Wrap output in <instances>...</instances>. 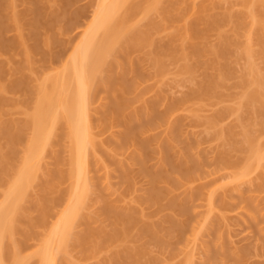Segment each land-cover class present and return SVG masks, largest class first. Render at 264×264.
Returning a JSON list of instances; mask_svg holds the SVG:
<instances>
[{"label":"bare ground","instance_id":"1","mask_svg":"<svg viewBox=\"0 0 264 264\" xmlns=\"http://www.w3.org/2000/svg\"><path fill=\"white\" fill-rule=\"evenodd\" d=\"M17 1L18 0H0V59L4 58L6 60V62L4 61L5 63L0 60V177L8 174L11 178L10 186L3 196L4 200L0 203V264L27 263L28 258L20 255L23 244L18 243V241L16 242L13 237L17 234L19 235L21 231L20 228H18V224L25 221L21 203L26 199L27 191L33 187V184H35L36 175L39 171L38 158L45 152L48 145L54 143L53 140L57 135L56 132H58L57 130H59V127L63 130V132L66 131L65 133H67L65 134V138L68 140L67 149L69 151V156L68 161L66 162L68 170L65 173L62 171L53 172L51 174L50 181L41 186V197L37 205L40 216L38 221L35 223L28 221L30 227H34L35 225L43 227L45 225V218L49 216L53 204L59 201L56 197L52 198L51 196L56 190L57 183L64 176H66L70 186L69 190L65 193V195L67 194L68 203L63 211L60 212L55 224L42 240L38 251L34 253L33 256L37 258V263L58 264V255L66 250L65 247L67 246L69 237L72 236L71 233H73L72 229L74 224L76 222L82 223L85 221L86 216L84 217V214L81 213V211H83L86 207L87 157L90 155V149H92V151H96L97 149L100 150L104 143V140L103 142L97 140L95 141L93 138L95 134H91V116L93 115L90 114V106L95 103V99L99 91H103L108 96L107 99H104L107 102L105 101L102 103L101 100L100 104L103 105L99 107L100 111L97 109L98 112H96L95 110V113H98L97 115L99 117H97V121L96 119L94 120V125L99 126L98 130L104 129L102 132H105V130L107 131L109 127L110 129L114 126L121 128L119 132L117 131V134H112L113 136L116 135L113 138L115 141H111L112 138L110 140L107 139L104 144L111 142L110 144L113 145L112 152L114 155L117 151L120 152L126 148L132 149L128 162L131 161L130 163H132V165H136L137 171L135 170V173L131 172L132 169H129L130 166H132L131 164H128L127 166H123L121 164L123 167L129 166V168L121 169L123 172V181L127 185H130L132 178H134L133 175L136 174V172H139L140 176L147 178V181L149 182L148 185H150L148 192L146 193L147 198L143 199L145 200L144 202L146 205L149 204V206H155L159 211L165 207V209L167 208L179 217L187 216L189 209L191 208L189 207L190 203L203 194V186L201 188L196 187L195 189L190 188L192 190L189 189V194H186L185 197H183V200L179 199L181 201L177 200V196L176 198L172 197L171 194L178 191L177 187H179L183 181L185 182L184 185L191 184L197 177H199L197 176L195 178V175L200 174L203 164L201 160L203 159L199 157L200 159L198 161L197 157L192 155L193 153L191 152V149H193V147L190 144L189 145L192 148H190L187 144L186 146H183L185 149L181 147L183 152L176 151L178 155H174L175 143H177V139L180 138L178 137V134L179 129H181V124L179 123L181 120L179 119V121L175 118L176 122L174 119L172 121L171 116L175 113V110H177L179 106L185 102H190L192 100L194 102L195 100V104L198 103L197 100L200 102L203 98L207 100L208 98L218 99L221 97L218 90L224 87V85L226 86L227 80H230L228 77L232 75V73L229 71V63L228 65L222 64L220 63L222 62L220 59H225L226 55H228L233 41L230 42V38H225V35L221 33L220 34L224 36L221 41L222 43H220L218 47L207 46L203 43V41L206 40L209 32L216 29H218V32H221L220 28L223 27L222 25L224 20H218L214 17H210V15L208 16L206 13L209 9H207L208 7L206 8V5H203V3L200 5L192 3L194 4V7L200 6L199 8L196 7L198 9L192 7L193 5L190 6L191 4H189L190 7L187 8L186 11L188 9L190 11L188 10L187 14L185 11H183V15H181V12H178V14L181 15V21L186 19L188 20L189 17H193L191 18L192 21L190 20L191 22H189L186 20L185 22L187 23H184L181 28L175 29L174 33L172 32L171 35L169 34L170 39L165 46H158L155 44L156 42L155 39H153V36L156 33L163 31L164 28H166L165 25H171L179 18L178 16L176 17L172 14L174 13L175 0L142 1L144 3L139 2V0H97L96 9L91 17L92 19L89 23H87L85 29L82 30L80 38L73 48V54L70 53V59L68 61L66 60L62 64L63 67H61V69L59 68L60 70L58 71L60 72H56V69L54 71L55 73H50L51 75L44 74L46 76L36 78L34 76L35 72H32L34 68L33 66H35L36 63L35 57L37 54L39 55V51L41 54L44 52L46 53L45 50H50L51 47L55 45L56 40L58 39L57 37H59L61 27L58 31L56 27V29L51 31L52 26H54L59 13L63 11V7L68 6L67 4L70 2L67 0H19L25 6V10L24 12H18L16 10ZM43 1H50V4L53 2V8L50 7L52 5L46 2L47 8L50 7V10H53L51 13L46 11L45 14V10L44 12L42 11V7L44 8V6L41 5L45 4ZM218 1L221 2L222 0L212 1L214 2L212 4L216 5L215 3L217 2L218 5ZM236 1H238L237 3L240 4L247 11V13L241 15L239 14L240 16L236 17H227L229 19L227 22L235 20L236 22H234V27L240 31L243 30L245 26H243L242 22L240 23L239 21L250 18L252 25L257 26L258 28L257 32L264 35V0ZM258 6L261 7L259 10ZM186 7H188V5ZM212 7L214 6L212 5ZM67 9L64 10L66 11ZM206 9L208 11H206ZM58 10L59 12L57 13ZM70 12L69 16L72 14ZM157 15L162 18L160 19V22H163V24L156 23V19H153L154 16L157 17ZM64 16L65 15L63 13V17ZM73 18L75 17L73 16ZM180 18L178 20H180ZM64 20L66 19L64 18ZM142 21L145 22L143 23ZM141 22L143 24H141ZM43 29H50L48 31V33H50H43ZM9 30L14 32V36L10 40L6 37V33L9 32ZM250 32L251 30L245 31L247 34ZM258 35L260 37L263 36L260 34ZM259 40V44L262 45V38ZM176 42L180 43L177 44ZM248 45L243 44L242 46H239L241 48L238 50L242 56H247L245 57V60L249 61V63L246 62L247 71L245 76L247 78H245L246 80L243 82L242 80H244V78L241 79L242 83L240 82L244 85L243 88L242 85H240V87L244 89L243 91L245 93L242 92V94H244H241L242 98L240 97L239 106L241 108L244 105L243 107L246 108L244 112L247 113L248 110L250 114L252 113L255 115V120L261 115L258 120L260 121L261 117L264 116V78H260L262 75L258 72V70H255L257 68L253 66L255 65L254 62H251L253 55L250 53L251 48L249 49L250 45ZM149 49L151 51L147 54V60L158 73H162L164 71L166 59H179L184 63L181 70L190 75L193 73L196 66V69L199 66H206L202 60L200 61L199 59H203L202 57L207 56L213 57V59L210 60V64H206L209 68L214 70L215 73H212V75L204 73L205 76H202L199 82L193 80L196 83V85L194 84V87H196L194 89L191 87V91L189 90L187 95L185 97L183 96L184 98H180L181 100L176 99L177 101H173L169 104L172 101L171 100L169 101L168 106L164 104L163 111H160L159 103L161 102L159 101L160 99H157L156 97L155 99H152L153 101L150 100L149 102L144 103L145 105H143V107L136 110V107L132 108V101L129 102L128 95H130V93L135 89V82L137 83V80L135 82L133 80L136 77H133V79L129 77V80L127 78L130 74L135 76L137 73V67L138 69L140 67L138 62L141 61H135L130 57L135 52H142ZM263 49L264 48L262 47V52H264ZM230 50L232 51V49ZM262 52H260V54ZM51 53L48 52L49 55L46 54L47 57L44 54V58L48 59L49 57V59L52 60L50 56L53 55V53ZM14 54L19 57L16 67L15 65L12 67L10 63L15 59H13ZM261 56L263 57V55ZM112 57H116L118 61L111 59ZM53 59L55 58L53 57ZM223 63H226V61H223ZM248 74L251 81H249ZM7 75L9 77L7 78L8 80L5 81ZM133 75H131V77ZM250 75L252 76L250 77ZM191 83L193 85L194 82ZM248 84H250L249 86H252L253 89L247 86ZM249 88L251 91L253 90L252 93H250L251 91ZM20 93L23 96H27L31 100L32 104L30 105L29 100L20 96ZM10 94H17L22 98L19 100L17 99L18 101L16 99L14 100V98H8ZM242 99L243 104L241 103ZM26 103H29L28 105L31 108L27 111V113L22 111L28 109V105ZM20 105H22L21 107H24V109L22 108L21 110V107L19 108ZM7 108H10L12 111L15 110L16 113H23L25 115V119L22 122L8 120V118H6ZM132 109L133 111H130ZM239 111H243L242 108L241 110L239 109ZM226 112L228 113L229 110L227 109ZM227 113H218L217 117H215L216 119L209 121V124L212 126L216 120H219ZM249 116L246 118L252 121ZM248 120L245 122L243 121L244 124L241 122L243 125L242 129L246 124L245 130L247 132L249 131L246 129L248 128V125L251 126L252 124L254 127L255 124V126H258L257 121L255 122L254 120V122L252 121L250 124ZM159 123H163L162 125L166 123L168 125H165L164 129L165 131L166 127L167 129H170L168 132H170L171 136L169 139L168 135L166 139L163 138L164 140L161 136L160 138L159 136L157 137L156 141H158V138L160 141L156 143L161 142V139L162 142L161 144L159 143L160 150L157 149L159 154L156 156L157 161L156 165L154 164L155 167L153 168L151 167L152 165L148 166V162L153 156H155V153L153 152L154 150L152 151L150 149L151 142L147 143V139L151 140L152 136H146V139L144 135H146L145 133L148 134V132H151L154 128L157 129V125ZM260 123L259 124L263 127L264 123L262 124L261 121ZM160 126L161 124H159V127ZM253 127H249V129H252ZM25 130H30L31 136L27 139L28 141L25 142L26 146L24 147L22 156H19L17 149L22 143H24L23 141L26 136ZM220 130L221 133H224V130ZM220 130L218 131L220 132ZM227 131H225L226 135L224 136H227L226 138H228L229 134L226 133ZM247 132L245 133V131H243L245 136H243V139L245 138L244 140H246H243V143L244 145L246 144V147L248 146L247 149L249 152L247 153L249 154V159H247V164L245 163V166L243 167H240L241 164L238 162L237 165L240 164L239 169H241L242 173H239L240 170L238 168L235 169L239 170L237 171L238 173H236L240 174V177H244L250 168L253 169V171L254 169H261L260 172L262 171V173L260 174L264 176V165L262 164L264 163V142H260V140L254 135L253 136L255 138L250 137L252 135L248 136L249 134ZM249 132H251V130ZM216 133V135L214 134L215 136L221 134H218V132ZM231 137L233 138V135L230 136V139ZM153 139L156 138L154 137ZM230 139L229 143L233 142L234 138L232 141ZM219 140H221V138ZM236 142L230 144L235 145L237 144ZM153 144L155 143L153 142ZM155 146L156 145L153 147ZM236 149H234V151ZM107 151L106 153H108ZM93 153L96 154V152ZM106 153H104V155ZM225 153L219 156L220 158L218 160L220 162L222 161V164L226 163V165L229 166L228 164L231 163L230 165L235 167L236 163L233 160L232 162ZM151 154L153 155L152 157ZM107 157L110 158V156ZM242 168H245L247 172ZM260 178L263 179L262 176ZM214 193L209 190V192H207L208 195L205 196L207 197L206 207H208L211 212L212 209L214 210V208H217L214 207L215 204L213 205L212 203ZM104 198L105 197L102 199L105 201H102L104 204L102 205L103 207H101V213H103L107 221L111 223V230L108 232L103 229L89 230V228L84 230L85 232L83 231L82 234L80 233L81 235L78 234L76 242H78V246L80 245V248L82 247L81 250H83L86 254L85 256H91L92 254L94 257L96 254L102 253L103 250L105 251L106 245L108 248L114 246L115 244V246L121 247V250H113V253L108 259H106L107 261H104V264H156L157 260L154 259V257L150 258L148 250L144 248L145 246H138L139 248L136 246V249H131L130 247L129 249L128 243L134 242L136 239L147 237L150 242L161 247L165 244V235L163 236L162 234L164 230L161 232V228L158 224L155 225L144 222L142 220L144 217H142L141 212L138 213L136 212L137 210L135 211L130 208L127 209L120 206L118 207L107 202L106 198ZM165 200L167 201L165 202L166 205L163 203ZM221 206H223L222 202ZM215 211L217 212L216 209ZM169 217L166 218L167 220L165 219V222L171 225H169L170 229L165 232L167 235L166 240L167 237H173L176 233H181L183 235L182 229H186L184 228L186 227L185 224H181L182 220L177 221L176 217L175 219ZM179 217H177V219ZM21 233L24 234L25 232L21 231ZM174 233L175 235H173ZM30 235H27L26 237L29 238ZM108 244H110V246H108ZM88 253L90 255H87ZM262 253L264 254V250L261 251V254ZM147 256L148 258L143 261L144 257Z\"/></svg>","mask_w":264,"mask_h":264},{"label":"rangeland","instance_id":"2","mask_svg":"<svg viewBox=\"0 0 264 264\" xmlns=\"http://www.w3.org/2000/svg\"><path fill=\"white\" fill-rule=\"evenodd\" d=\"M18 1L16 5L17 6L16 10L18 12H24L25 6L21 3V1L19 2ZM67 1L70 3L67 4L68 6H65L63 8L64 9L68 8V9L66 11L63 9V11L59 13V15L57 14L58 15L57 20H55V23H54V26H52V29L50 28L51 31L57 28V31H58L61 27L60 34H59V37H57L58 39L56 40L55 45L51 47L50 49L51 51L45 50L46 53L43 51L44 53L42 54L39 51V55L37 54L36 57L34 56L36 59V60L34 59L36 63H35V66H33L34 68L32 72L33 73L35 72L34 76L36 78L37 77L42 78L46 75H49L51 72H54L56 69H57L56 72L58 73L60 72L58 70H60L61 67H63L62 64L66 60L68 61L70 59V53L74 51L73 48L78 42L82 30L85 29V27L87 26V23H89V21L92 19L91 17L93 16V12L96 9V5H97L96 4L97 0H67ZM142 1L145 2L146 0H139V2H142ZM175 1H176V5H175ZM175 1H174V11H173L174 13L172 14H174V16L176 17L178 16L180 18L181 15H183V11H185L187 14L189 9L187 11L186 9L192 5H193L192 7H194V4L192 3H195L196 5H200L203 3V5H206V8L208 7L207 9H209V11L206 9V11H208L206 13L208 14V16L210 15V17L212 18L214 17L218 20H221V19L224 20L223 25H222L223 27L220 28L221 32H218V29H216L217 31L213 30L207 34L208 37H206V40L203 41L205 45L211 46V47H218L219 44L222 43L221 41L223 40L224 35H225L224 36L225 38L227 39L230 38L229 39L231 40L230 42L233 41L234 43V44L232 43V45L230 46L231 47L230 49H232V51L229 49L230 54L228 53V55H226L225 57L226 60L220 59L222 62L219 61L222 64L228 65L229 63V66H228L230 68L229 71L232 73V75H230L231 77L228 75L229 76L228 79L230 80H227L226 86L224 85V87L218 90L221 97L218 99L217 98H208V99L206 98L207 100L203 98L200 100V102L199 100H197L199 104L198 103L194 104V102H196L195 100L194 102L193 100L190 102H185L181 106H179V108L175 110V113H173V115L171 116L172 121L173 119L175 120V122H176V119L181 120V122H179L181 124L180 125L181 129H179V134H178V137L180 138L177 139V143H175L176 141L174 142L175 143V146H174L175 154L174 155H178L177 153L178 151L183 152L181 147L185 149L183 146H186L188 144L189 147L190 145L193 147V149H191V152L193 153L192 155L197 157L198 161L200 159L199 157H201L204 160V162L203 160H201L203 164H202L200 174L195 175V178L197 176L199 177H197L194 180V182H192L191 184L184 185L185 182L183 181V183H181L180 181L181 183V185L179 186L180 188L177 187L178 191L173 192L171 195L174 198H176L177 196V200L181 201L184 199L183 197H185L186 194H189V191L192 190L190 188L195 189L196 187L201 188L202 186H203L202 189H204V191H202L203 194L190 203L189 207L191 208L189 209V213L187 215L188 217L185 216L187 219L183 216L179 217L175 215L172 211L168 210L167 208L166 210L165 207L164 209H161L159 211L158 208L155 206L152 207V206H149V204L146 205V203L144 202L145 200L143 199L147 198L146 193L148 192V188L150 186L148 185L149 182L147 181V178L140 176L139 172H136V174L133 175L134 178H132L130 185H127L122 179L123 172L121 171V169L129 168V166L128 167H123V166L125 165L127 166L128 164L132 165V163H130L131 161L128 162V160L130 159L129 155H131L132 153L131 152L132 149L126 148V149H123L124 151L121 150L120 152L119 151H117V153L115 152L116 154L114 155V153L112 152L113 145L110 144L111 142L107 143L108 145L110 144L109 145L110 147L107 144H104L105 140L107 139L110 140L112 138L111 141L114 140L113 138L116 135L113 136L112 134H115V133L117 134L121 130V128L114 126L113 128L111 127L110 129L109 127L108 128L109 130L107 129V131L105 130V132H102V130L104 131V129L100 128L101 130H98L99 126L94 125L95 124L94 120L96 119L97 121V117H99L97 115L98 113L97 114L95 113V110L96 112H98V110L100 111L99 107L103 105V104L102 105L100 104L101 100H102V103H104L106 101L104 99L105 98L107 99V96H108L103 91H99L95 99V103H93V105L90 106L91 107L90 114L93 115V116L90 115L92 117L91 134H95V135L97 134L96 137L95 135L94 136L92 135L95 141L97 140V141L103 142L104 140V143L100 150L97 149L96 151H92V149H90L91 150V152H89L90 155L87 157V160H88L87 161L88 165L86 168L87 170L86 171L87 172L86 173V179H87L86 193L87 194L85 198L86 207L85 209L83 208L84 210L82 209L83 211H81V213L84 214V217L86 216L85 217L86 219L82 223L76 222L74 224V227L72 229L73 233H71L72 236L69 237V240L67 241V246L65 247L66 250H64V252L62 253H59L58 255V260H59L58 264H102V263L104 264V261H107L106 259H108L109 256L113 253V250L114 251L116 250L118 251L119 249L121 250V247L115 246V244L114 246H111L108 248L106 247L107 246L106 245L105 246L106 250L105 251L103 250L102 253L100 254L99 253L96 254L97 256L95 255L93 257L92 254L91 256H85L86 254L83 252V250H81L82 247L80 248L79 247L80 245L78 246V242H76L77 240L76 237L78 236V234L81 235L84 230H87L89 228H90L89 230H92V229L102 230L103 229L108 232L109 230H111L110 228L111 223L108 222L104 214L101 213V207H103L102 205L104 204V202L102 203V201H105V200H102L103 197L106 198L107 202L112 203L118 207L120 206L122 208H127V209L130 208L135 211L137 210L136 212L138 213L141 212L142 217H144L142 218L144 222L155 224V225L158 224V226L161 228V232L164 230L162 234L163 236L165 235L164 236L165 244L161 247L150 242L149 238L147 237L142 238V239H136L134 242L128 243L129 249L130 247L131 249L133 248L136 249L135 248L136 246L137 247L145 246L144 248L148 250L150 258L154 257V259L157 260L156 264H185V263L187 264H264V254L262 253L263 256L261 254V251L264 250L263 249L264 248V176L260 174L262 173V171L260 172L261 169L260 170L254 169L253 171V169L251 168L248 169V172L246 171L245 168H242V169H245V171L248 173V174L246 173L247 175L245 174L244 177L243 176L240 177V174H237L238 173L237 171L239 170H240L239 173H242L241 169L239 168L245 166L246 161H248L247 159H249L248 158L249 154L247 153L249 152L247 149L248 146L246 147V144L244 145L243 143V140L245 139V138L243 139V136H244L243 131H245V133L247 132L245 130L246 124L243 130L242 123L244 124V122L248 120L247 118L249 115L251 116V117L249 116V118L252 119L253 122L255 120V115H253L252 113L250 114L248 110H247V113L244 112L246 108L243 107L244 105L242 106L243 99L241 101L242 104L240 103L243 111H239V109L241 110L239 106L240 97H241L242 92H244L243 91L244 89H242L244 85L241 83L246 80L245 78H247L245 76L246 71H247L246 62L249 63V61L245 60V57L247 56L245 57L242 56L240 54V51L238 50L239 48H241L239 46H242L243 44L248 45L249 43L250 45L249 49L251 48L250 53H252L253 55V57L250 56L253 58L251 62L252 61L254 62L255 65L253 66L257 68L255 70H258V72L262 75L260 78L261 79L262 77L264 78V52H262V47L264 48V35L262 33L257 32L258 28L257 26L252 25L250 18H246L243 21L242 20L239 21L240 23L242 22L243 26H245L243 29L244 31L243 30L238 31L237 29H235L234 27L235 26L234 22H236L235 20H231L232 22L231 21L227 22L229 20L227 17H230V16L236 17V16H240L241 14L247 13V11L240 4H238L237 3L238 1L236 0H224V1L222 0L221 2L218 1L219 2L218 5H217V2L215 3L216 5L212 4L214 3L212 1H215V0H205V1L204 0H189V1L175 0ZM46 2L43 1V3L45 4L41 5V6H44V8L42 7V11L44 12L45 10V14H46V11H49V13H51L53 10H50L51 9L50 7L53 8L54 4H52L53 2H51L50 4V1H49L48 4L52 6L49 7L48 5L49 8H47ZM186 4L188 5V7H186L187 6ZM189 4L191 5L189 6ZM212 5L214 7H212ZM260 8L261 7L258 6V10ZM58 12L59 10L57 11V13ZM69 12L72 13L70 16H69ZM178 12H181V15L178 14ZM63 13L65 15L64 17H63ZM73 16L75 18H73ZM155 17L156 16H154L153 19H156V23H161L160 19L162 18L159 17V15H157L156 18ZM64 18L66 20H64ZM191 18L193 17H189L188 20L186 18L185 19L191 22L192 21ZM178 19L177 21L173 22L171 25L170 24L168 26L165 25L166 28H164L163 31L156 33L153 36V39H155V42H156L155 44H157L158 46H165L168 43L172 32L174 33L175 29H179L183 26L184 23H187L185 22L186 20L181 21V18L180 20ZM142 22L141 24H143L145 21L143 23ZM161 24H163V22ZM50 29H47V30L43 29L42 32L46 34L48 33ZM61 30H62V33H61ZM247 30H251V32L249 34L245 33V31ZM220 33L224 35H221ZM258 34L263 35V36L260 37ZM13 36H14V32L11 30H9V32L6 33V37L9 40L13 38ZM261 38H262V43H263L262 45L259 44V41H260L259 39ZM179 43L180 42H178L177 44ZM161 48L159 49L162 50ZM47 51L49 53L52 52L53 55H55L53 56L51 55L52 53L50 54L51 55L50 57L52 60H50L49 57L48 59L44 58L45 56L47 57V55H49ZM150 51L151 50L149 49V50H144L142 52H135L130 57L135 61H138V60L141 61V62H138L140 66L139 67L140 71L137 67V73L135 74V76L133 74H130L127 78L129 80L130 78L133 79V77H136L133 80L134 82L137 80V83L135 82L136 85L134 87L135 91L133 90L130 93V95H128L129 102L132 101V108L136 107L135 108L136 110L138 108L140 109V107H143V105H145L144 103H147L150 100L153 101L152 99H155L156 97L157 99L158 98L160 99L159 101L161 103H159V105L161 108L159 107V109L160 111H163L164 104L168 106V103L171 100L172 101L169 104H171L173 101H177L176 99L181 100L180 98H184L187 95L188 91L189 90L191 91L190 89L191 87H193V89L196 87V86L194 87V84L196 85V83L193 80H196L199 82L202 76L203 77L205 76L204 73H208L211 75L212 73L213 74L215 73L214 70L209 68V66L207 65V64H210V60L213 59L212 56L202 57L203 59H199L200 61L202 60L204 65H206L207 67L204 65H201L204 67H200L198 65L199 67L196 69L197 67L196 66L195 69L193 70L194 74L191 73L189 75V74L184 73L181 70V67L184 63L181 62V60L179 59H166L164 71L162 73H158L150 65V62L147 60V57H148L147 54ZM260 52H262L263 54L262 53L260 54ZM241 53H244V52H241ZM261 55H263V57ZM14 56L15 54L13 55V59L14 58L15 59L14 60L12 59L13 61L11 60L12 62H10L12 67L14 65L16 67V64L19 61V57L18 56L14 57ZM52 56L55 59H53ZM111 59L117 60L116 57L115 58L112 57ZM0 60L3 62L4 61L6 62L4 58H1ZM223 61H226V63H223ZM8 75L5 78L6 79L5 81L8 80L7 79L9 77ZM131 75L133 76L131 77ZM191 76L193 77V79ZM251 76L252 75H250V77ZM190 77L192 80L190 79ZM243 78L244 80H242L241 82V79ZM248 78H249V74H248ZM249 81H251L250 78H249ZM191 82H194L193 85ZM263 82H264V79H263ZM240 85H242V88L240 87ZM249 85L250 84H248L247 86ZM249 87L253 89L252 86H249ZM252 91L250 93H252ZM246 93H249V92H246ZM9 96L8 98H11V99L14 98V100L15 99L19 100L20 98H22V97H19L17 94L15 95L10 94ZM20 96H23V95H21L20 93ZM23 97H25L27 100L30 101V105L32 104L31 100L27 96H23ZM21 106L22 105H20L19 108ZM22 108L24 109V107H21V110ZM30 109L31 108L28 105V109L22 110V111L27 113V111ZM227 109L229 110L228 113L226 112ZM13 111L10 110V108L9 109L7 108L6 118H8V120L22 122L25 119L24 117L25 115L23 113L21 114V112L16 113L15 110ZM130 111H133V109ZM221 112L227 113V114H224V116H222L219 120H216L213 124L211 123L212 124L211 126L209 124L210 123L209 121L216 119L215 117H217V114ZM263 117L264 116L261 117L262 120L260 119L262 124L264 123ZM259 118L255 120V122L256 121L258 122V126L257 125L255 126L254 124V127L250 123L252 121L248 120L251 126L248 125V128L246 129H248L249 131L251 130L252 133L248 131L247 133L249 135L248 134L247 135L248 136L252 135L250 137L256 136L260 140V142H264V124H263V127L262 125H260L261 123L260 121H258ZM159 124H161L160 127H159ZM159 124L157 125L158 126L157 129L154 128L151 130V132H148V134L145 133L146 135H144L145 138L146 136L147 137L152 136L151 140L147 138L146 139L148 140L147 143L151 142L150 149L152 151L154 150L153 152L155 153V156L151 154V157L153 156L154 158L150 157L151 159L149 158L150 160L148 162L149 164L148 166L152 165L151 167L153 168L156 165V161H157L156 156L159 154L158 150H160L159 143L161 144L162 139L163 138L166 139L168 135H169L168 137L169 139L171 136L170 132H168L170 129H167V127H166V131L164 129L165 125L166 126L168 125L166 123H164V125H162L163 123H159ZM249 127H253V128L249 129ZM116 128L117 129L119 128V129L117 130ZM220 129L224 130V133L223 132L221 133ZM60 130L61 128L59 127V130H57L58 132H56L57 135L53 140L54 143H52L51 145H48L45 149V152L38 158L39 171L37 172V175H36L35 184H33V187H31L27 191L26 199L21 203L25 221H22L21 223H19L18 228H20V230L25 233L22 234L20 231L19 235L17 234L13 238L16 240V242L18 241V243L23 244L20 255L29 259V260L27 259L26 264H38L37 258L33 255L36 251H38L42 240L45 238L46 234L50 231L52 226L55 224L60 212L63 211L65 206H67L66 204L68 203L67 194L65 195V193L69 190L70 186H69V181L67 180L66 176H64L57 183L56 190L51 196L52 198L56 197L57 199H59V201L53 204L49 216L45 218V222H46L45 225L43 227L36 226V225L34 227H30L29 222L30 221H32V223L37 222L40 216L38 213L37 205L41 197V192H40L41 186H43L45 183L50 181L51 174L53 172L62 171L63 173H65L68 170V167L66 165V162L68 161V156H69L68 155L69 151L67 149L68 140H66L65 138L66 137L65 134L67 133H65L66 129L64 130L65 132H63V130L61 131ZM218 130H220V132ZM227 130L231 132L234 139L232 137L230 139V136L232 135ZM225 131H227L226 133L230 134V135L228 134V138L231 141L233 139V142H230V143H234L237 141L236 142L237 144L233 145L229 143V139L226 138L227 136L224 137L226 135ZM25 132H26L25 133L26 136L25 138L23 137L25 140L22 138L24 140V141L22 140L24 143H22L17 149L18 151L17 153L19 156H22L24 147L26 146L25 142L28 141L27 139L31 136L30 130L29 131L25 130ZM216 132H218V134L219 133L221 134L215 136L217 134ZM22 134L25 135L24 133ZM153 135L156 139H153L154 138ZM158 136L159 138L161 136L162 139H161V142L156 143L160 141L159 138H158V141H156ZM220 138L221 140H219ZM153 142L155 144H153ZM228 143L230 144V146ZM154 145H156L157 148L156 146L153 147ZM235 146L237 149L235 148ZM233 148L236 150L234 151ZM178 149H180L181 151ZM105 150L106 151L108 150L107 151L108 153H106ZM93 152H96V154H94ZM222 152L227 154L229 159L231 161L233 160L236 163L235 167L231 166L230 165L231 163L228 164L230 167L227 166L226 163H223L224 164L223 165L222 161L220 162L218 160L220 158L219 156L223 154ZM104 153L106 154L104 155ZM106 155L110 156V158L107 157ZM238 162L241 164L240 167H239L240 164L237 165ZM262 164L264 165V163ZM236 168H238L239 170L238 169L235 170ZM129 169L130 170L132 169L131 172H134V173H135V170L137 171L136 165L130 166ZM9 174H10V171H9ZM260 175L262 176L263 179L260 178L261 177ZM10 183H11L10 175L7 174V175H3L2 177H0V203L4 200L3 198L4 193L10 186ZM209 190H211V192L213 191V193L215 191L213 195L212 203L213 205L215 204L214 207L218 208V209L214 208V210L212 209V212L208 209V207H206L207 197L205 196L208 195L207 192H209ZM165 202L167 201L165 200L163 202L166 205ZM221 202L223 206H221ZM215 209L217 210V212L215 211ZM168 217L173 218V219H175L176 217L177 221L182 220L181 224L183 225L185 224L186 226L184 227L186 229H182L183 235L181 233L179 234L176 233L175 235L174 233L173 235L175 236L172 235L173 237H167V240H166L167 235L165 234V232L168 229H170V226H171L169 223L165 222V219ZM177 217H179L178 219L180 220H178ZM27 235H30V237L28 236L29 238H27L26 237ZM108 246H110V244H108ZM87 255H90V254L88 253ZM214 257L216 258V260ZM147 258L148 256L144 257L143 261L146 260Z\"/></svg>","mask_w":264,"mask_h":264}]
</instances>
